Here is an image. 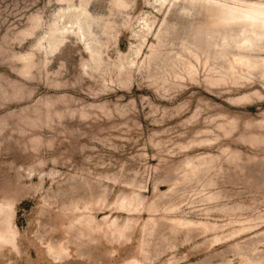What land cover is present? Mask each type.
<instances>
[{
	"label": "rangeland",
	"instance_id": "rangeland-1",
	"mask_svg": "<svg viewBox=\"0 0 264 264\" xmlns=\"http://www.w3.org/2000/svg\"><path fill=\"white\" fill-rule=\"evenodd\" d=\"M172 1L0 0V264H264V40Z\"/></svg>",
	"mask_w": 264,
	"mask_h": 264
},
{
	"label": "bare ground",
	"instance_id": "bare-ground-1",
	"mask_svg": "<svg viewBox=\"0 0 264 264\" xmlns=\"http://www.w3.org/2000/svg\"><path fill=\"white\" fill-rule=\"evenodd\" d=\"M168 0H159L161 4H164ZM180 0H173L172 2H177ZM189 3L195 4L197 2H205L211 5H216L222 9L223 20H226L229 23H236L243 27L242 34L240 35L241 40L236 41V46L238 49H248L254 46L256 43H259L264 40V0H183ZM87 11L82 10L76 17L74 22L69 21L62 24V26L56 25L52 30L53 34L60 33L61 35H66L73 30V26H77V30L81 38L86 37V28L88 32L91 31V26L85 25L84 20L81 19L83 15H86ZM64 15H61L60 18L64 19ZM71 24V27H68L67 24ZM147 28V27H146ZM49 46L53 49L57 47L59 39L57 37H51L47 40ZM145 43V42H144ZM62 44V43H61ZM87 45H89L87 43ZM90 46V45H89ZM88 46V47H89ZM89 49H91L89 47ZM95 54H99V51L95 49ZM238 61L246 64H249L251 61L246 57H239ZM236 62V60H235ZM133 196V195H132ZM2 204V203H1ZM0 204V212L3 213L7 220L11 218L13 214L11 210V204L3 203ZM120 204L127 211H137L139 208L143 207L142 202L137 199L136 195L133 197H125L120 201ZM83 218V217H82ZM81 218V219H82ZM80 219V220H81ZM104 221V220H103ZM92 223V219L88 221ZM105 223V221H104ZM11 224L13 222L11 221ZM108 223H105V225ZM182 224V223H181ZM103 228V227H102ZM104 229V228H103ZM130 229V221L124 226H121L117 220H113L110 224L107 225V231L111 235L122 238L126 236L128 230ZM105 230V229H104ZM16 236V231L14 225H9L3 232H0V240L3 242H13ZM14 243V242H13ZM54 252V251H53Z\"/></svg>",
	"mask_w": 264,
	"mask_h": 264
}]
</instances>
